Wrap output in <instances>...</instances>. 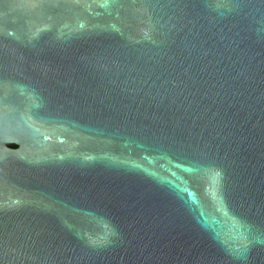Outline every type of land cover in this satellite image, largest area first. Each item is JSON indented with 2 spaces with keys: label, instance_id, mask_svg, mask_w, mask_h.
Segmentation results:
<instances>
[{
  "label": "water",
  "instance_id": "obj_1",
  "mask_svg": "<svg viewBox=\"0 0 264 264\" xmlns=\"http://www.w3.org/2000/svg\"><path fill=\"white\" fill-rule=\"evenodd\" d=\"M0 264H264V0H0Z\"/></svg>",
  "mask_w": 264,
  "mask_h": 264
}]
</instances>
